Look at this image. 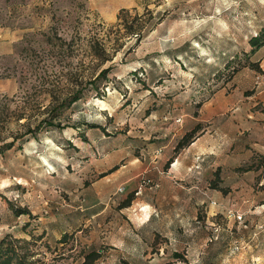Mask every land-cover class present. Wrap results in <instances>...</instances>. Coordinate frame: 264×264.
<instances>
[{"label": "rangeland", "instance_id": "obj_1", "mask_svg": "<svg viewBox=\"0 0 264 264\" xmlns=\"http://www.w3.org/2000/svg\"><path fill=\"white\" fill-rule=\"evenodd\" d=\"M263 24L264 0H0L1 247L27 264H264V42L247 41ZM194 137L172 166L194 212L166 215L168 236L130 199Z\"/></svg>", "mask_w": 264, "mask_h": 264}, {"label": "crops", "instance_id": "obj_2", "mask_svg": "<svg viewBox=\"0 0 264 264\" xmlns=\"http://www.w3.org/2000/svg\"><path fill=\"white\" fill-rule=\"evenodd\" d=\"M188 118L189 119H187L186 123H184L180 133H183L191 127V120H197L196 118L194 119V117L191 116H189ZM197 140L198 138L194 137L193 140L188 141L186 146L181 147L178 151H167L166 148L162 149L160 153L161 159H167L170 155L171 158L174 159V161H171V167H168L163 174L150 175V177L157 182V186L153 189L143 187L139 193L134 194V196H132V198L130 199L131 204L139 206L143 209V213L140 216L142 218V221L146 219L147 214V211H145L144 209H155V212L160 215L161 229L165 230L168 236L171 235L169 233V230L173 229V225L175 224V222H173L171 218H167L166 220V215H178L179 213L188 214L194 212V195L192 193V190L190 191L191 186L186 185V187H184L183 189H179V185L173 181V178H185V182L188 183V176H183L181 174L180 177H178V170H175L172 166H174L173 162H177V160H179L180 158H185L187 154H190V156L193 157V155L201 152L200 150L190 149L193 148V146H196L195 144L197 143ZM171 147L173 148V146ZM213 147L215 148L214 145L212 146L210 144L209 146H206L203 152L210 154ZM119 183H124V185H127V187L125 188L126 191L130 190L132 187H135V183L133 181H130L129 179H124ZM121 197H124V195H122ZM176 248H180L178 244L170 242L166 250L175 251ZM161 250L162 249L160 247V252L162 253ZM184 251H187V247L184 248Z\"/></svg>", "mask_w": 264, "mask_h": 264}, {"label": "trees", "instance_id": "obj_3", "mask_svg": "<svg viewBox=\"0 0 264 264\" xmlns=\"http://www.w3.org/2000/svg\"><path fill=\"white\" fill-rule=\"evenodd\" d=\"M117 19H118L117 22H119L120 21L119 20V14L117 16ZM122 24L125 28V32L135 33L134 36H136V38L141 35L142 31H141V29H139L140 25H138V23H135V24H132L131 22L126 23V21L123 20ZM144 28H146V27H144ZM247 41L249 42L250 46H257V45L261 44L262 42H264V24L260 27L259 31L255 35H253V37H249ZM55 115H56V113H55ZM55 124H57V123H52L51 120H48V121H45L43 123V128L49 127L52 125L54 126ZM37 127L38 126H36L35 128H37ZM193 129L194 128H191L189 131L182 134L181 138L183 139V138H186L187 136H190ZM33 130L27 129L23 135H18L17 139H16L17 143H20V142L22 143V141H25L29 137L33 136L35 134V132ZM13 139L0 142V153L3 152L4 150L10 148L14 144V142L12 141ZM63 236H64V234H61L58 240H62ZM12 250L13 249L8 245H4L3 247H1V241H0V264H27L22 257H12V255L14 254ZM84 254L85 255H84L82 261H80L78 264H89L92 262V260H94L96 258V257H94V255H95L94 251H88V253L86 252ZM88 255L90 257H88Z\"/></svg>", "mask_w": 264, "mask_h": 264}, {"label": "built area", "instance_id": "obj_4", "mask_svg": "<svg viewBox=\"0 0 264 264\" xmlns=\"http://www.w3.org/2000/svg\"><path fill=\"white\" fill-rule=\"evenodd\" d=\"M178 120H179V118L176 117V118H175V121H178ZM120 188H121V187H117L116 189H117V190H120Z\"/></svg>", "mask_w": 264, "mask_h": 264}]
</instances>
